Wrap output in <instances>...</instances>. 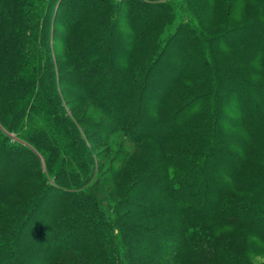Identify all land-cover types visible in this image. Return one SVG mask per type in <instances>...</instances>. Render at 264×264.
Here are the masks:
<instances>
[{"label": "trees", "instance_id": "trees-1", "mask_svg": "<svg viewBox=\"0 0 264 264\" xmlns=\"http://www.w3.org/2000/svg\"><path fill=\"white\" fill-rule=\"evenodd\" d=\"M264 0H0V264H264Z\"/></svg>", "mask_w": 264, "mask_h": 264}, {"label": "rangeland", "instance_id": "rangeland-1", "mask_svg": "<svg viewBox=\"0 0 264 264\" xmlns=\"http://www.w3.org/2000/svg\"><path fill=\"white\" fill-rule=\"evenodd\" d=\"M255 262H264V256L257 257Z\"/></svg>", "mask_w": 264, "mask_h": 264}]
</instances>
